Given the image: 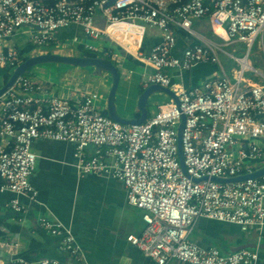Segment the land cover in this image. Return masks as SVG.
I'll return each mask as SVG.
<instances>
[{"label": "built area", "instance_id": "built-area-1", "mask_svg": "<svg viewBox=\"0 0 264 264\" xmlns=\"http://www.w3.org/2000/svg\"><path fill=\"white\" fill-rule=\"evenodd\" d=\"M108 1L0 0V67L19 65V50L5 48L4 42L24 26L32 28L29 39L37 46L54 42L59 29L80 24L93 40L106 36L120 46H136L143 55L149 25L162 33L146 56L153 68L149 82L170 88L178 101L160 103L141 123L124 124L99 111L97 91L73 106L62 97L33 95L40 86L21 76L0 97V193H14L8 206L25 216L29 210L23 197L36 202L38 196L30 181L38 160L33 142H71L79 174L117 177L125 184L129 204L144 209L143 231L127 239L157 264L176 258L186 264H258L257 248L224 254L216 246L199 245L191 233L201 217L235 223L243 230L264 228V175L236 182L211 179L241 176L264 165V72L250 59L259 36L264 44V0H114L105 6ZM99 11L104 25L97 23ZM205 16L223 43L194 29V21ZM177 28L201 40L181 56L173 53ZM237 42L246 46L243 55L222 48ZM86 48L100 47L88 43ZM220 50L240 65L232 77L220 60ZM204 61L217 63L222 73L202 90H188L173 81L172 69L189 70ZM183 118L185 170L178 148ZM203 177L207 178L195 180ZM37 220L44 230L61 237L62 250L78 262L86 260L70 225L46 216ZM18 248V236L0 240V249L13 257L10 262L0 258V264H73L52 257H16Z\"/></svg>", "mask_w": 264, "mask_h": 264}, {"label": "crops", "instance_id": "crops-1", "mask_svg": "<svg viewBox=\"0 0 264 264\" xmlns=\"http://www.w3.org/2000/svg\"><path fill=\"white\" fill-rule=\"evenodd\" d=\"M104 22V17L99 11L97 23L104 25ZM193 26L203 37L223 43V39L214 34L208 17L195 20ZM31 31L32 28L24 26L4 42L5 48L14 47L19 50L20 63L24 61V58L36 53L69 54L65 51L70 49L74 51L70 54L77 55L89 50L86 48L88 43L99 46L98 50L93 51L112 59L120 70L121 78L116 95L118 115L123 118H136L141 115L137 107V97L150 84L149 77L152 73L147 80H143L142 77L148 69L153 72L146 56L162 38L159 29L148 35L149 38L145 36L140 51L144 56L139 55L138 51L131 52L106 36L93 40L85 34L80 24L59 29L56 31V40L45 45L46 48L37 51L34 50V46L37 45L32 44L29 39ZM175 34L177 42L173 53L177 56H181L190 45L201 42L200 38L180 28L175 30ZM54 44H58L61 48L58 51L47 49L48 47L56 48ZM37 66L28 75H22L35 79L40 86L33 95L42 98L62 97L74 106L82 102L85 95L91 91H97L101 95L96 102L97 107L103 115L108 114L107 101L111 88L109 74L104 73L102 76L95 73L94 67L61 63ZM0 68L14 70L16 67ZM220 70L217 63L204 61L189 70L172 69L171 74L174 82L183 83L188 90L196 88L202 90L207 81L220 75ZM11 73L1 71L0 84L9 78ZM159 92L152 94L148 99L147 117L156 113L160 103L173 99L167 92ZM167 94L171 98H168ZM130 107L132 110L129 111ZM74 149L75 145L67 141L43 138L33 142V150L38 154V160L30 181L38 191L37 201L33 202L23 197L29 211L22 216L8 206L14 193L10 191L0 193V240L18 236L19 248L16 257L21 256L28 260L52 257L73 262V264H86V262L89 264H157L154 259L146 256L127 239L128 235H138L143 231L146 225L142 218L144 209L129 204L125 184L117 177L92 173L79 174L75 166ZM87 153L89 156L92 155V146L87 149ZM40 216L58 219L70 225L86 260L78 262L69 252L62 250L61 237L44 230L38 224L37 219ZM191 239L204 247L216 246L224 254L243 248H257L258 264H264V228L251 226L243 230L235 223L201 217L191 233ZM0 258L10 262L13 257L0 249ZM167 264L186 263L176 258L171 259Z\"/></svg>", "mask_w": 264, "mask_h": 264}, {"label": "water", "instance_id": "water-1", "mask_svg": "<svg viewBox=\"0 0 264 264\" xmlns=\"http://www.w3.org/2000/svg\"><path fill=\"white\" fill-rule=\"evenodd\" d=\"M114 0H109L105 6L110 5ZM49 63H61L73 66H80V67H94L95 73L98 75H102L104 73L109 74L111 77V88L108 94V101H107V115L111 118L124 123V124H138L143 122L148 116V99L149 97L157 93L159 91L167 92L171 95L176 101H178V97L175 95L173 90L168 87L162 86L158 83H150L148 86L144 88L141 92L138 100V108L141 111V115L136 118H123L122 116L118 115L117 111V104H116V95L117 90L120 83V70L119 67L114 63V61L110 58L105 56H91V55H84V54H62L58 52H41L36 53L31 56H28L24 61H22L11 73L9 78L6 82L0 85V97L5 95L7 91L15 85L17 80L24 75L29 69L32 67L34 68L37 65L41 64H49ZM185 118H183L182 123L179 126V158L183 169L185 170L184 158H183V150H182V130L184 127ZM264 175V166L247 174L235 177H211V179L219 182H236L245 180L248 178H255ZM207 177L203 178H195L196 181H201L206 179Z\"/></svg>", "mask_w": 264, "mask_h": 264}, {"label": "rangeland", "instance_id": "rangeland-1", "mask_svg": "<svg viewBox=\"0 0 264 264\" xmlns=\"http://www.w3.org/2000/svg\"><path fill=\"white\" fill-rule=\"evenodd\" d=\"M157 30L158 29L156 27H150L148 25L147 26V33H146L147 38H149L148 35H150L152 32L155 33ZM81 38H84V37H81ZM86 38L87 37H85V39ZM260 41H261V36L258 37L256 43L254 44L253 48L251 49L250 59H251L252 64L254 65V67L257 70L264 72V44L261 45L259 43ZM54 45L56 48L53 47V49H52V48L48 47L47 49L58 51L61 48L58 44H54ZM65 45H67V44H65ZM44 48H46V47L45 46H34V50H37V51H39V49H44ZM222 48H223V50H225L229 53H234L235 55H243L246 52V46L241 42H237V43H234L232 45H225L224 44ZM234 49H236V51ZM65 52L66 53L69 52V54L74 53V51H72L70 49L66 50ZM219 56H220V60L223 64V66L226 68L228 75L232 77L234 69L240 68V65L234 59H232L228 54H226L225 52H223L221 50L219 51ZM37 67H40V65H38ZM1 71L2 72L6 71L7 74L13 72V70H11V69H7V70L1 69ZM150 73H152V72L150 69H148L145 72V74L143 75L142 79L147 80ZM221 73L222 72L220 70V75H221ZM246 75L250 76L254 80L256 79L254 77L253 72H247ZM158 93H160V92H158ZM162 94H165V93H162ZM167 96H168V98H171L168 94H167ZM138 99H139V97H137V102H138ZM137 107H138V104H137ZM130 110H132V107L129 108V111ZM150 110L152 111V107H150Z\"/></svg>", "mask_w": 264, "mask_h": 264}, {"label": "trees", "instance_id": "trees-1", "mask_svg": "<svg viewBox=\"0 0 264 264\" xmlns=\"http://www.w3.org/2000/svg\"><path fill=\"white\" fill-rule=\"evenodd\" d=\"M83 54L84 55H91V56H98V55H101V53H98V52H95V51H91V50H86V51H84L83 52ZM26 58H24V60H25ZM33 69V67L31 68V69H29V71H27L26 73H25V75H28L29 74V72H31V70ZM0 72H1V68H0ZM8 79V78H7ZM7 79H6V81H7ZM5 81V82H6ZM4 83V82H3Z\"/></svg>", "mask_w": 264, "mask_h": 264}, {"label": "bare ground", "instance_id": "bare-ground-1", "mask_svg": "<svg viewBox=\"0 0 264 264\" xmlns=\"http://www.w3.org/2000/svg\"><path fill=\"white\" fill-rule=\"evenodd\" d=\"M126 48H128L131 52L136 53V46H129L126 44H123Z\"/></svg>", "mask_w": 264, "mask_h": 264}]
</instances>
